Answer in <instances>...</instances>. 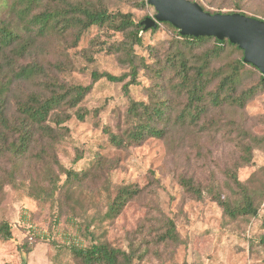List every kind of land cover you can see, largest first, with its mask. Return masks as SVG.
<instances>
[{
  "label": "rangeland",
  "instance_id": "374dc122",
  "mask_svg": "<svg viewBox=\"0 0 264 264\" xmlns=\"http://www.w3.org/2000/svg\"><path fill=\"white\" fill-rule=\"evenodd\" d=\"M12 1L0 0V20L26 37L8 8ZM67 1L130 13L136 23L157 13L149 0ZM191 1L210 12H240L264 20V0ZM65 6L63 0H44L36 11ZM173 27L162 22L156 31H142V42L133 49L128 48L130 29L92 26L78 40L71 29L48 34L21 56L7 58L9 72L33 64L42 68L39 78L13 79L11 118L33 93L50 96L52 88L61 93L76 85L91 88L77 106L64 105L51 113L50 125L62 134L59 140L38 134L23 155L1 152L0 140V223L12 228V239L0 236V264H84L71 246L90 245L86 227L98 242L131 253L133 264H264V86L258 83L259 72L249 66L245 70L240 91L252 86L260 91L243 108L207 103L196 122L190 116L176 122L187 108L188 94L170 64L172 55L184 49L193 65L210 52L212 42L184 48ZM126 49L134 52L137 66V81L128 88L125 83L133 74ZM238 55L228 48L213 59L212 69ZM93 72L125 75V80H95ZM207 81L210 92L219 78L209 75ZM134 102L165 103L167 120L153 121L166 130L165 136L117 146L110 133L126 135L134 124ZM56 114L70 117L57 127ZM234 174L258 207L254 217L233 220L218 203V198L242 201ZM125 188L133 192L120 213L105 218L108 204ZM171 222L178 240L165 236Z\"/></svg>",
  "mask_w": 264,
  "mask_h": 264
},
{
  "label": "trees",
  "instance_id": "16d2710c",
  "mask_svg": "<svg viewBox=\"0 0 264 264\" xmlns=\"http://www.w3.org/2000/svg\"><path fill=\"white\" fill-rule=\"evenodd\" d=\"M43 1L13 0L8 3L10 12L15 14L23 24L22 30L27 34L26 37L22 32L16 30L10 22L0 20V140L4 145L1 152L8 151L15 155H23L28 152L30 145L38 134L42 137H54V139L59 140L62 134L57 133V135L56 129L50 125L51 113L61 109L64 105L77 106L91 88L90 86L76 85L67 87L63 93L52 88L50 89V96L33 93L28 96L27 100L19 103L18 116L11 118L8 110V100L13 79L29 80L39 78L42 68L38 64H33L13 68L9 72L6 69L7 66L12 64L7 61L10 54L21 56L19 54L33 48L40 38H44L51 33L76 30V39L78 40L81 34L92 26H109L122 31L130 29L129 37L132 43L128 48L133 49V45L142 42L140 33L147 31L144 30L141 23L134 21L130 13L110 12L106 8L88 7L67 0H63L65 7L36 11ZM166 23L171 25L169 22ZM158 27L159 25L151 29L156 31ZM176 31L182 39L181 43L184 48H194L197 45L212 42L210 52H207L201 58L199 57L196 64L193 63V65L189 64L184 49L178 48L172 55L170 64L176 68V72L181 78L180 84L182 88L187 90L188 94L187 108L178 115L176 122H183L187 118L186 116H190L191 121L196 122L206 111L207 103L219 105L223 102H229L243 108L248 100L260 91L257 86L240 91L248 66L259 72L258 83L264 86V75L255 66L244 62V51L238 45L231 43L229 39L220 40L214 36H182L179 30ZM228 48H230V52L239 54V57L217 70L212 69L213 59L219 58L222 52H225ZM129 49H126L128 51L127 57L131 64L133 76L129 83H125V88L137 81L134 52ZM92 75L95 80L101 77H106L112 82L125 80V75L116 76L110 73L99 74L98 72H93ZM209 75L212 78H219L216 89L210 92L207 91L209 86L207 78ZM52 86H57V83ZM166 110L165 103L148 105L144 102H134L130 108V111L134 113V124H131V128L124 136L110 133L111 142L117 146H128L133 142H142L147 137L164 138L166 130L158 128L153 124V121L167 120L168 113ZM56 115L57 118L53 122L57 127L61 126L70 117L68 114ZM78 116L80 119L85 118V114L79 113ZM247 150H251L250 146H247ZM67 173L71 175V171ZM231 176L237 187L242 191V201L233 203L230 200L218 198V203L223 207L224 213L233 220L238 217L256 216L258 207L255 205L253 197L248 193V188L241 183L235 174ZM182 181L191 190H197L188 180L182 179ZM52 184L54 187L57 185L54 181ZM131 192L133 191L129 188L119 191V194L108 204L104 217L110 219L116 217L127 202V196L131 195ZM86 230L91 236L92 242L90 245L84 247L71 246L74 255L79 257L84 264H133L131 253L113 247L107 242H98L95 232L90 231V227H86ZM0 236L4 240L12 239V228L8 222L0 223ZM165 236H169L172 240H178L179 237L173 222L170 223V228H168Z\"/></svg>",
  "mask_w": 264,
  "mask_h": 264
},
{
  "label": "water",
  "instance_id": "95a60500",
  "mask_svg": "<svg viewBox=\"0 0 264 264\" xmlns=\"http://www.w3.org/2000/svg\"><path fill=\"white\" fill-rule=\"evenodd\" d=\"M155 17L141 24L144 30L169 22L182 36H214L229 39L244 51V62L255 66L264 75V20L240 12L211 13L191 0H149Z\"/></svg>",
  "mask_w": 264,
  "mask_h": 264
}]
</instances>
